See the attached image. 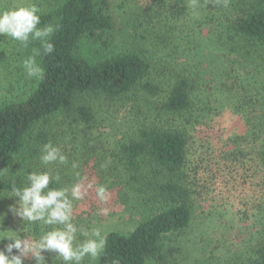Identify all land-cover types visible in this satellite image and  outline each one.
Returning a JSON list of instances; mask_svg holds the SVG:
<instances>
[{"label": "trees", "instance_id": "1", "mask_svg": "<svg viewBox=\"0 0 264 264\" xmlns=\"http://www.w3.org/2000/svg\"><path fill=\"white\" fill-rule=\"evenodd\" d=\"M171 1L170 16L176 21L191 9L189 0ZM37 2L42 12L39 26L57 28L50 38L55 50L44 54L41 49L36 60L43 77L32 79L24 97L0 104V193L6 199V210L11 206L13 185L25 186L27 172L44 168L39 159L43 144L51 141L60 148L78 145L83 163L97 154L103 142L91 134L98 125L95 101L123 100L127 108L140 94L159 97L160 102L145 101V111L133 106L123 120L127 141L118 147L125 185L130 188L128 197L133 196L147 212L127 233L108 231L106 249L94 264H112L117 259L120 264H170L167 241L186 231L194 217L192 180L200 171L199 166H191L190 159L192 144L197 142L195 132L225 107L223 102L213 101L211 94L234 92L238 99L235 109L239 110L258 98L264 106V83L257 79L260 90L250 95V86L241 81H247L252 73L234 75L236 66L253 68L256 78L264 74V0H229L227 7L215 0H198L197 9L205 14L199 28L207 33L206 44L179 36L170 23L149 24L143 36L145 48L123 50L98 60L84 55L81 44L102 39L114 29L106 0ZM11 7L9 0H0V9ZM33 48H40V42L31 41L25 48L0 36V65L5 57L30 56ZM148 53H158L155 55L161 58L152 62ZM262 117L254 125L248 118L247 138L229 140L233 148L223 156L226 160L234 163L245 157L243 142L250 141L256 161L264 168ZM57 165H48L49 171ZM67 180L60 178L59 184L50 187H67L77 181ZM19 222L20 229L27 230L24 238L38 239L42 229L50 230L39 223ZM55 256L46 264H62ZM217 264H264V244H257L248 256H234Z\"/></svg>", "mask_w": 264, "mask_h": 264}, {"label": "rangeland", "instance_id": "2", "mask_svg": "<svg viewBox=\"0 0 264 264\" xmlns=\"http://www.w3.org/2000/svg\"><path fill=\"white\" fill-rule=\"evenodd\" d=\"M9 1L13 6L38 3V0ZM106 2V10L113 18L114 29L102 39L84 40L81 44V52L92 60L123 53V50L145 48L143 36L146 35L144 31L149 24L154 26L170 23L179 32L177 33L179 36L194 37L204 44L207 43L206 31L199 28V23L205 21V14L197 7L195 9L191 7L187 14L176 21L172 15L170 16L171 0H106ZM155 54L158 53L147 54L152 62L161 58ZM26 57L12 55L2 61L0 104L20 99L30 91L32 79L26 77L22 67V61ZM236 67L238 72L236 70L234 75L254 73L253 68ZM252 74L248 76L247 81H241L246 87L250 86L248 87L250 95L260 90L257 79L264 83V74L256 78L254 73V79ZM211 95L213 101L217 99L220 103L223 102L221 106L225 107L215 113L207 126L195 132L197 142L192 144L190 159L191 166H199L200 171L192 180L196 190L194 217L186 231L171 236L167 241L171 249L168 256L170 264L222 263L234 256L239 258L243 255L248 256L257 244H264V168L256 161L253 145H249L250 141L243 142L246 155L238 162L232 163L223 157L227 150L233 148L230 139L248 137V118H251V124H256L264 116V106L258 103L257 100L260 98L256 97L258 98L256 103H247L243 107L244 110H239L235 109L238 99L234 92L233 95H229L214 91ZM250 97L255 99V96ZM239 99H243V94ZM147 100L160 102L159 97L143 93L138 96L137 101L128 103L125 106L127 108L123 107V100L110 102L102 98L93 103L98 114L96 122L98 125L91 134L93 138L100 136L103 146L98 145L97 154H93L88 163L80 161L82 155L78 145L61 148L68 157V164H58L51 173L68 180L86 178L83 180L84 184L93 185L83 200L74 202V222L77 225L86 228L100 227L105 236L108 231L127 233L147 212L133 196L128 197L130 188L125 185L127 179L123 175V161L118 151L120 144L127 141L124 134H128V128L127 125H123L124 118L133 106L136 110L140 109L139 106L142 110H147L145 102ZM73 163L78 164V167L74 169ZM102 164H107V167L102 168ZM50 168L51 166H48L47 171ZM45 169L39 168L40 171ZM104 169L105 176L102 172ZM106 177L109 178L108 181L104 180ZM101 184L111 193L107 204H102L96 196L95 186ZM11 198H9L11 206L9 205L10 208L6 210L4 206L6 199L1 197L0 193V250L6 254L7 245L14 241L4 237L24 239L27 231L20 229L21 220L13 211V204H16L17 198L13 196ZM104 207L110 209L109 214L98 215L99 209ZM13 254H19L18 250L13 249L9 255ZM43 255L48 262L52 261L54 253L45 251ZM31 259L26 257L24 264ZM94 262L88 258L84 261L85 264ZM148 264L156 263L149 261Z\"/></svg>", "mask_w": 264, "mask_h": 264}, {"label": "clouds", "instance_id": "3", "mask_svg": "<svg viewBox=\"0 0 264 264\" xmlns=\"http://www.w3.org/2000/svg\"><path fill=\"white\" fill-rule=\"evenodd\" d=\"M217 4L227 7L229 0H215ZM198 0H189V6L195 9ZM41 9L35 3L17 4L14 7L0 9V36L11 38L27 48L31 41H39L40 48H33L32 54L22 61V67L29 79H41L43 68L37 63L36 57L51 54L55 47L51 36L57 30L52 24H41ZM40 163L45 168L51 164L67 165L68 157L59 146L51 141L42 145L39 156ZM75 169L78 164L73 163ZM101 167H107L102 164ZM79 177V173H77ZM26 184L23 187L13 185L12 195L17 198L13 211L25 224L39 223L50 230L42 229L38 239L12 238L13 243L7 245V253L0 250V264H24L26 257H31L35 264H46L45 251L56 254L62 264H84L86 258L90 261L98 260L106 249L107 240L100 227L86 228L74 222V202L83 200L92 188L91 183L85 185L83 180L67 187H50L59 184L60 176L50 171H30L26 174ZM96 196L102 204H107L111 193L105 185L95 186ZM110 209L100 208L98 215H108ZM79 237H83L80 239ZM13 249L19 254L9 255ZM112 264H120L113 260Z\"/></svg>", "mask_w": 264, "mask_h": 264}]
</instances>
